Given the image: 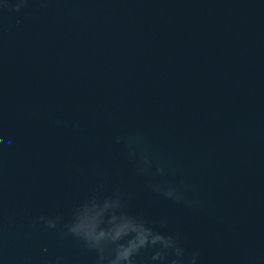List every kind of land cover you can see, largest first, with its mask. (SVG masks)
I'll return each mask as SVG.
<instances>
[{
  "label": "water",
  "instance_id": "water-1",
  "mask_svg": "<svg viewBox=\"0 0 264 264\" xmlns=\"http://www.w3.org/2000/svg\"><path fill=\"white\" fill-rule=\"evenodd\" d=\"M0 264H264V0H0Z\"/></svg>",
  "mask_w": 264,
  "mask_h": 264
}]
</instances>
